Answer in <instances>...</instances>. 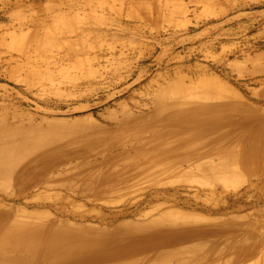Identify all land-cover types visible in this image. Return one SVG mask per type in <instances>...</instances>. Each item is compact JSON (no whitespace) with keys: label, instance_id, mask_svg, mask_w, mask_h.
Masks as SVG:
<instances>
[{"label":"rangeland","instance_id":"rangeland-1","mask_svg":"<svg viewBox=\"0 0 264 264\" xmlns=\"http://www.w3.org/2000/svg\"><path fill=\"white\" fill-rule=\"evenodd\" d=\"M201 100L218 129L185 145ZM262 142L264 0H0V146L37 161L0 173L5 225L117 236L131 264H264Z\"/></svg>","mask_w":264,"mask_h":264},{"label":"bare ground","instance_id":"bare-ground-1","mask_svg":"<svg viewBox=\"0 0 264 264\" xmlns=\"http://www.w3.org/2000/svg\"><path fill=\"white\" fill-rule=\"evenodd\" d=\"M206 99L207 98H205V100ZM205 100H201L200 106L196 108L192 107V110L189 111V117L185 119L192 124L187 133L188 136L185 137V145L204 140L213 132L214 129H218L217 117H209V115L216 116V114L211 113V115L210 112L206 110L212 106L206 103ZM173 106L178 107L179 103L174 101ZM243 124H245L244 121ZM156 137L157 140H161L163 137H166V134L157 131ZM180 140L181 138L177 139V142ZM260 142L261 139L256 137L249 143L252 145L259 144ZM28 143L21 146H11L5 143V145L0 146V173H6L7 168L24 171L29 166H36V158L31 159L34 155L33 151V155H31L28 159L19 153V151L23 154L30 152L31 149L25 148L29 145ZM13 144L17 143L14 142ZM155 144H157V142ZM246 144H248V141L231 145L233 150H236L234 152L235 158L231 160L233 164L236 163L238 165L245 162L247 163V161L251 159V157L247 154L246 158L245 154L241 153V149L239 148L241 145L245 146ZM255 150H258L259 154H262L264 152V142H262L259 146L257 145ZM41 151L42 150L38 151L36 154L43 156L40 160L42 165H46L43 167L44 172H46L52 165H50V162H48L49 160L45 158L46 153ZM143 152V149L137 150L138 156L141 157ZM148 167V162L144 167H141L139 161H137L132 164L130 169L126 170L129 172H132L137 168L147 170ZM19 175L24 174L19 173L12 176ZM12 176H8V179H11ZM0 221V255L4 257L3 261L6 263L12 262L13 264H22L14 263V261H18V259L14 258L16 257L15 252H20L18 257L25 255V253L35 255L43 253L42 255L46 256V258L40 264H131L129 261L132 260L133 249H130L131 247L129 246L119 247L117 245V243H119L116 239L117 236L105 235L100 236L99 238L90 239L87 237H79L75 234H71L66 237L62 235L57 236L56 233L55 237L47 241H41L40 235L43 230V226H41V224L32 225L28 222L22 223L18 220L5 225V221H3L1 217ZM150 232L151 230H147L145 233ZM93 243L96 245L90 247ZM90 249L96 250L93 252L94 254H90V251H88ZM197 261L200 263L204 262L203 259ZM31 264L39 263L33 262Z\"/></svg>","mask_w":264,"mask_h":264}]
</instances>
